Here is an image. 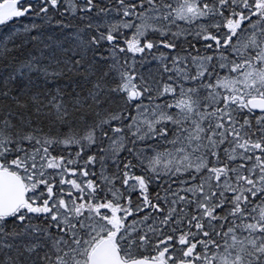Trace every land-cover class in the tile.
<instances>
[{"label":"snow or ice","instance_id":"6c2138e0","mask_svg":"<svg viewBox=\"0 0 264 264\" xmlns=\"http://www.w3.org/2000/svg\"><path fill=\"white\" fill-rule=\"evenodd\" d=\"M0 264H264V0H0Z\"/></svg>","mask_w":264,"mask_h":264}]
</instances>
